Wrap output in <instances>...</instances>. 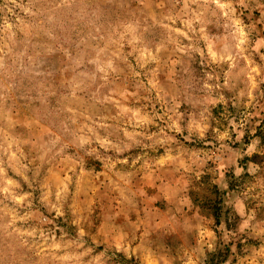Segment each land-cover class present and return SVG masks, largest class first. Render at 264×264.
Returning <instances> with one entry per match:
<instances>
[{"label":"rangeland","instance_id":"rangeland-1","mask_svg":"<svg viewBox=\"0 0 264 264\" xmlns=\"http://www.w3.org/2000/svg\"><path fill=\"white\" fill-rule=\"evenodd\" d=\"M0 264H264V0H0Z\"/></svg>","mask_w":264,"mask_h":264}]
</instances>
